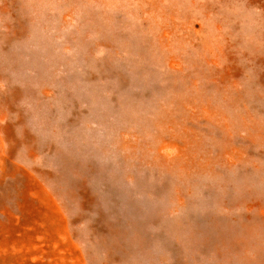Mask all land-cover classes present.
Returning a JSON list of instances; mask_svg holds the SVG:
<instances>
[{
	"label": "rangeland",
	"instance_id": "1",
	"mask_svg": "<svg viewBox=\"0 0 264 264\" xmlns=\"http://www.w3.org/2000/svg\"><path fill=\"white\" fill-rule=\"evenodd\" d=\"M42 1L0 0V264H264V0H59L44 28L98 111L57 102L56 61L29 74ZM231 175L250 185L187 225ZM147 182L168 201L143 214Z\"/></svg>",
	"mask_w": 264,
	"mask_h": 264
},
{
	"label": "water",
	"instance_id": "2",
	"mask_svg": "<svg viewBox=\"0 0 264 264\" xmlns=\"http://www.w3.org/2000/svg\"><path fill=\"white\" fill-rule=\"evenodd\" d=\"M63 4L59 0H44L38 4L37 15L39 16V24L32 33L29 52L24 54L29 60L27 70L31 72H39L40 75H46L51 61L57 63V73L48 76V80L56 86L57 102H62L65 98V93L75 96L77 99L86 100L87 104L91 106L93 111L105 108V100L101 97V91L91 89L79 79L80 64V48L73 49L70 54L64 55L61 53L63 40H54L50 37L49 30L44 27L51 25L52 21H43L47 11L54 14L63 9ZM205 48V47H204ZM20 53L23 50L20 49ZM33 61H38L37 65ZM59 64V65H58ZM28 75V73H27ZM155 80L159 81L158 75ZM136 84H140L137 82ZM105 164V163H104ZM250 185V178L244 175H231L218 181L215 186L202 196H197L188 200V208L185 211L187 225L205 224V218L210 214H218L222 209V200L224 195H235L243 187ZM134 195L135 203L139 211L143 214H149L154 209L164 208L167 204L166 195L160 198H153L150 196V184L147 182L142 186L134 183L130 189ZM126 193L125 187L120 188V196ZM170 232L168 231L160 238V243L156 245V249H162L171 243ZM164 243V245H163Z\"/></svg>",
	"mask_w": 264,
	"mask_h": 264
}]
</instances>
